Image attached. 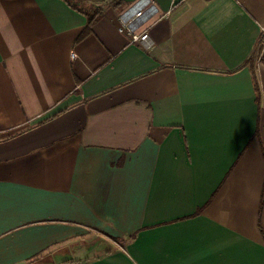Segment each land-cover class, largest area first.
Masks as SVG:
<instances>
[{
    "label": "crops",
    "instance_id": "obj_1",
    "mask_svg": "<svg viewBox=\"0 0 264 264\" xmlns=\"http://www.w3.org/2000/svg\"><path fill=\"white\" fill-rule=\"evenodd\" d=\"M135 1L0 0V264H264V0Z\"/></svg>",
    "mask_w": 264,
    "mask_h": 264
},
{
    "label": "built area",
    "instance_id": "obj_2",
    "mask_svg": "<svg viewBox=\"0 0 264 264\" xmlns=\"http://www.w3.org/2000/svg\"><path fill=\"white\" fill-rule=\"evenodd\" d=\"M157 12L155 4L151 0H136L131 6L123 10L118 16V30L125 32L132 41H147L148 31H140L142 24ZM264 40V24L260 33ZM75 54L72 53V56Z\"/></svg>",
    "mask_w": 264,
    "mask_h": 264
},
{
    "label": "trees",
    "instance_id": "obj_3",
    "mask_svg": "<svg viewBox=\"0 0 264 264\" xmlns=\"http://www.w3.org/2000/svg\"><path fill=\"white\" fill-rule=\"evenodd\" d=\"M65 1L68 4L74 6L76 9L84 12L87 16V21H86L85 26L75 40V42H77V41H80L83 38H85L87 35H89L92 31V26L94 25V23L102 17L103 8L97 6V3L101 2L102 0H65ZM117 4H119V3H115L114 6H117ZM259 41H260V39H259ZM260 50H261V45L259 44V46L254 51V53L246 61V63L250 66V68L252 69L253 74H254V83L256 86L258 100H260V88H259V82H258V78H257V74H256V62H257V60H261L264 63V54L260 56ZM69 106H71V105H69ZM63 110L64 109H61V110L53 113L49 117L45 118L44 120L39 121L37 123H34V124L30 125L29 127L38 125L48 118L55 117L58 114H60L61 112H63ZM29 127H27V128H29ZM23 130H25V129H22L19 132H21Z\"/></svg>",
    "mask_w": 264,
    "mask_h": 264
},
{
    "label": "rangeland",
    "instance_id": "obj_4",
    "mask_svg": "<svg viewBox=\"0 0 264 264\" xmlns=\"http://www.w3.org/2000/svg\"><path fill=\"white\" fill-rule=\"evenodd\" d=\"M260 45H261V50H260V56L264 54V40H262V37L260 35ZM92 242V241H91ZM96 244V245H95ZM94 245V246H93ZM85 247V246H84ZM108 247V244L102 240H97L95 239L92 242V246H89L87 250L88 254H95V253H99L102 252L103 250H105ZM87 248V247H85Z\"/></svg>",
    "mask_w": 264,
    "mask_h": 264
}]
</instances>
